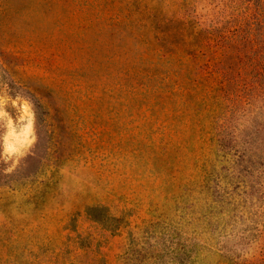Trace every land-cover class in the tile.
<instances>
[{"label": "rangeland", "instance_id": "obj_1", "mask_svg": "<svg viewBox=\"0 0 264 264\" xmlns=\"http://www.w3.org/2000/svg\"><path fill=\"white\" fill-rule=\"evenodd\" d=\"M0 264H264V0H0Z\"/></svg>", "mask_w": 264, "mask_h": 264}]
</instances>
